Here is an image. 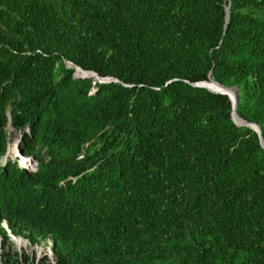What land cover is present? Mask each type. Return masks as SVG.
I'll return each instance as SVG.
<instances>
[{
	"label": "trees",
	"instance_id": "trees-1",
	"mask_svg": "<svg viewBox=\"0 0 264 264\" xmlns=\"http://www.w3.org/2000/svg\"><path fill=\"white\" fill-rule=\"evenodd\" d=\"M211 76L264 137V0H0V264H53L3 220L56 264H264V146Z\"/></svg>",
	"mask_w": 264,
	"mask_h": 264
},
{
	"label": "rangeland",
	"instance_id": "rangeland-1",
	"mask_svg": "<svg viewBox=\"0 0 264 264\" xmlns=\"http://www.w3.org/2000/svg\"><path fill=\"white\" fill-rule=\"evenodd\" d=\"M76 76L77 77H86V75H81V74H77V73H76ZM10 133L12 136V140H11L8 152H7L4 160L6 161L7 158L18 159L21 166L29 167L30 170L35 171L32 169L34 166V162L31 161L32 159L36 160V158H34V155H28L27 157H25L20 150V147L23 143V132L21 130L17 131L13 127H11ZM29 163H30V166H29ZM9 234H10V232H9ZM16 237L22 238L19 236H16ZM10 238H11V244H12L13 250L18 251L21 254L23 252H28L31 255L36 253L37 256H43L46 252L50 251L49 249L52 245V241L50 239L43 240L41 244L33 245L29 239L23 238V240L25 241L26 244L24 246H21L20 243L24 244V242L22 240L14 241V238L11 234H10ZM1 245H2V238L0 236V251L2 250Z\"/></svg>",
	"mask_w": 264,
	"mask_h": 264
},
{
	"label": "water",
	"instance_id": "water-1",
	"mask_svg": "<svg viewBox=\"0 0 264 264\" xmlns=\"http://www.w3.org/2000/svg\"><path fill=\"white\" fill-rule=\"evenodd\" d=\"M71 64L72 63L69 61L68 62L69 67L73 65V64L72 65ZM76 69H77V71H78V69H80L82 71H86V70H83V69L79 68L78 66H76ZM88 72L94 73L96 75V77L99 79L100 82L101 81H104L106 79L105 77H101L100 75H98L97 73H95L93 71H88ZM209 80H214L216 83H218L219 86H221L223 88H233V89H235L236 96H234V98H232L231 96H229L230 99L232 100V103H233V119H234L235 123H237L240 126H249L252 129H254L259 134L260 139H261V142H262V145L264 146V137H263V134H262L261 127L258 124L249 122V121H247L246 119H244L242 117H240V118L244 121L243 123H239V121L237 119V115H238L237 108H238V102H239V90H238V88L236 86H234V87H227V86L219 83L218 81H216L212 76L209 78ZM195 85L201 86V87H206V88L210 89V87L208 86V84H206V81L196 83ZM210 90H212V89H210ZM212 91H214V90H212ZM214 92L229 95L227 92L222 91V90L221 91H214Z\"/></svg>",
	"mask_w": 264,
	"mask_h": 264
},
{
	"label": "bare ground",
	"instance_id": "bare-ground-1",
	"mask_svg": "<svg viewBox=\"0 0 264 264\" xmlns=\"http://www.w3.org/2000/svg\"><path fill=\"white\" fill-rule=\"evenodd\" d=\"M71 65H72V64H71ZM77 74L86 75V76L94 77V78L98 79L94 73H92V72H88V71H82V70H80V69H78ZM91 75H92V76H91ZM94 75H95V76H94ZM206 84H208V86L210 87V89H212V90H214V91H221V90H222V91H225V92H227V93L229 94V96H231L232 98H234V96H236V91H235V89H233V88H223V87L219 86L218 83H216L214 80L206 81ZM237 119H238L239 123H243V122H244V121L240 118L239 115H237ZM31 163H32V162H31ZM32 164H33V163H32ZM18 240L20 241V240H22V239L19 238ZM22 241L24 242V244H21V243H20V245H21V246H24V245H25V241H24V240H22Z\"/></svg>",
	"mask_w": 264,
	"mask_h": 264
},
{
	"label": "built area",
	"instance_id": "built-area-1",
	"mask_svg": "<svg viewBox=\"0 0 264 264\" xmlns=\"http://www.w3.org/2000/svg\"><path fill=\"white\" fill-rule=\"evenodd\" d=\"M110 80H111L110 78H106V79H105V81H110ZM32 161L34 162L33 169H36V168H37L36 161H35V160H32ZM2 224H3V226H5V227L7 228L8 224H7L6 221H3ZM8 230H9L10 234L13 236L14 240L17 241L19 238H18V237H15V236L13 235V233H12V231L9 229V227H8ZM25 244H26V243H25ZM49 250H50V251H49V252H46L44 255H48V256L51 258L52 263H53V264H56V262H55V260H54V257L52 256L53 253H52L51 249H49ZM40 257H41V256H37L38 259H39Z\"/></svg>",
	"mask_w": 264,
	"mask_h": 264
},
{
	"label": "clouds",
	"instance_id": "clouds-1",
	"mask_svg": "<svg viewBox=\"0 0 264 264\" xmlns=\"http://www.w3.org/2000/svg\"><path fill=\"white\" fill-rule=\"evenodd\" d=\"M72 66H73V65H72ZM76 73H77V72H76ZM86 77H89V76H86ZM34 158H35V157H34ZM32 160H33V159H32ZM32 160H31V161H32ZM36 160H37V159H36ZM36 160H35V161H36ZM36 164H37V168H36V169H33V168H32V169L35 170V171L38 170V161H36ZM29 166H30V163H29ZM22 167L29 169V167H26V166H22ZM29 170H30V169H29ZM30 171H32V170H30ZM35 171H33V172H35ZM3 221H6V222H7V220H3ZM3 221H2V223H3ZM7 224H8V222H7ZM2 226H3V224H2ZM4 227H5V226H4ZM8 227H9V225L7 226V228H6V227H5V228H6L7 231L9 232ZM9 229H10V227H9ZM10 230H11V229H10ZM11 231H12V230H11ZM12 233H13V232H12ZM9 235H10V234H9ZM13 235H14L15 237L18 236V235H15L14 233H13ZM19 237H22V238H20V239H22V240H23V238H24V237L21 236V235H19ZM25 239H27V238H25ZM14 241H15V240H14ZM16 243H17V242H16ZM50 249H51V251H52V253H53L52 247H50ZM41 257H42V256H41ZM53 257H54V253H53ZM50 259H51V258H50Z\"/></svg>",
	"mask_w": 264,
	"mask_h": 264
}]
</instances>
